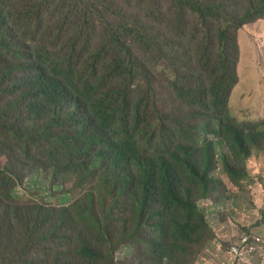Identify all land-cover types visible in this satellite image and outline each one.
I'll list each match as a JSON object with an SVG mask.
<instances>
[{
  "label": "trees",
  "instance_id": "1",
  "mask_svg": "<svg viewBox=\"0 0 264 264\" xmlns=\"http://www.w3.org/2000/svg\"><path fill=\"white\" fill-rule=\"evenodd\" d=\"M154 1L155 8L138 17L131 14L129 0H0L1 206L9 200L0 207V264H118L115 253L125 239L108 243L102 226L116 223L113 217L124 200L119 223L130 238L151 229L195 246L213 232L195 196L200 191L207 198L216 188L213 160L236 186L249 184L247 162L255 150L264 149V119L239 123L228 108L237 79V44L218 22L226 14L239 30L264 15V0ZM193 14L199 18L190 20ZM175 22L193 27V41L200 42L195 64L207 68L208 76L187 74L194 63H186L188 51L152 62L174 93L169 97L175 101L176 129H170V119L151 97L156 79L133 48L163 51L153 47L146 27H173ZM10 96H15L12 104ZM37 97L48 109H33ZM18 100L27 104L31 117L24 123L13 115ZM186 108L191 114L185 115ZM203 111L214 114L210 123ZM182 125L179 146L164 149L161 140ZM218 141L225 145L220 155ZM202 150L206 158L197 161L194 155ZM25 167L29 192L23 177L13 175ZM50 180L46 187L43 183ZM69 180L82 194L70 207L49 206L35 195L36 190L71 188ZM100 199L112 207L101 223L86 212ZM18 201L24 204L19 209ZM258 243L249 241L250 254ZM151 245L155 251L164 248L158 240ZM229 254L232 264H239Z\"/></svg>",
  "mask_w": 264,
  "mask_h": 264
},
{
  "label": "rangeland",
  "instance_id": "2",
  "mask_svg": "<svg viewBox=\"0 0 264 264\" xmlns=\"http://www.w3.org/2000/svg\"><path fill=\"white\" fill-rule=\"evenodd\" d=\"M134 5V10L131 14L138 17H144L146 11L155 8L154 0H147L140 4L137 0H129ZM165 5L166 1L161 0ZM199 18L192 15L190 20L194 21ZM10 19V18H9ZM11 20V19H10ZM224 22V29L230 34L236 36L237 48L233 50V58L236 59V74L237 81L232 89L231 97L229 98L228 108L233 116H236L239 123H257L264 119V15H259L250 19L239 30H235L233 24L235 20L226 17L222 14L219 17L218 25ZM193 27H183L178 22H175L173 27H146L149 37L152 39L151 43L154 48L164 47L163 51H156L154 49L149 54L140 45H135L133 48L134 54L138 62L150 68V72L156 79V84L153 87L154 91L151 97L156 102V107L163 109L165 114L170 119V129H176L172 123L171 113L175 109L174 93L172 91L170 82L161 77L153 67L152 62L157 64L156 59L166 60L171 55L183 54L188 51L189 56L185 59L186 63H193L191 69L187 71L188 75H195L196 78L207 77V68L202 64H195L198 61L200 49V42H194L191 35ZM218 36L219 34L216 33ZM97 39L95 40V44ZM219 48H217L218 51ZM179 56V55H177ZM139 67V65L137 66ZM3 89V88H1ZM173 95L172 97H169ZM15 96H10L9 104L14 102ZM162 99V100H161ZM29 99L25 98V102ZM36 112L48 109L44 107V101L37 97L33 101ZM29 105V104H28ZM27 104H23L18 100L17 105L13 111L14 117L21 123L30 119L26 114ZM196 109V108H194ZM162 110V112H163ZM185 115L191 114V110L186 108ZM197 110V109H196ZM50 114V112L46 113ZM203 118L209 123L211 117L214 115L211 111H203ZM4 123L0 122V126ZM191 125H195L192 122ZM184 129L183 125L174 134L167 135L161 140L163 148L176 150L179 146L177 142L181 139V133ZM193 131H189L188 139L192 138ZM203 143V137L199 140ZM261 146L264 147V140H261ZM217 150L220 153L225 149L223 143H216ZM207 150L194 155L197 161L206 158ZM15 156L22 161L20 153L16 152ZM47 160H39L45 162ZM60 166V176H63L65 166ZM212 176L215 178L216 188H213L207 198H201V192H197L196 202L205 209L207 220L211 227L212 235L205 237L203 242L194 245L183 246L180 245L178 239L171 234H161L151 229H144L136 238H130L129 231H122L120 229L119 220L124 218L115 215L113 220L116 221L112 225H103L102 229L106 232L108 243L115 242L118 238L125 239V246H121L115 253V258L118 264H232L230 252L233 248L243 249L242 241L244 239L252 242L253 239L257 240L258 244L255 245V252L250 254L249 264H264V149L261 152L256 150L253 156L247 162V171L250 174L249 184L245 187L236 186L229 177L222 171V164L215 158L212 162ZM56 169V167H55ZM29 168L25 167L17 169L14 174H19L23 177V185L26 188L29 177L27 172ZM36 187L40 185V180L37 177L35 180ZM50 181L43 184L48 187ZM71 188L63 186L61 189L53 191H35V195L39 198H45L49 202V206L57 208L70 207L72 203L81 200V193L79 189L73 187V183L69 180ZM98 190H102L103 184H98L94 180ZM88 184L85 185V187ZM105 186V185H104ZM92 187V185H91ZM29 192V190L26 188ZM90 192V191H88ZM87 193V192H86ZM2 191L0 190V195ZM101 198V196H99ZM109 198V197H108ZM222 199L219 201V199ZM112 199L109 198V203ZM220 202V204H217ZM40 204V200H38ZM9 205V200L0 202V207ZM102 205L105 211L99 207ZM24 206L23 203L17 202L16 208L19 209ZM112 207L105 200L100 199L97 201L95 208H90L88 211L89 216L96 222L101 223L105 216L104 214L110 213ZM120 229V233H119ZM84 237L89 236L92 239L93 233H86ZM158 240L163 243L164 248L155 251L151 242ZM107 245L105 242L102 248ZM250 246V245H249ZM247 254L246 250L243 249ZM244 256V255H243ZM243 264V262L241 263Z\"/></svg>",
  "mask_w": 264,
  "mask_h": 264
},
{
  "label": "built area",
  "instance_id": "3",
  "mask_svg": "<svg viewBox=\"0 0 264 264\" xmlns=\"http://www.w3.org/2000/svg\"><path fill=\"white\" fill-rule=\"evenodd\" d=\"M242 248L247 249L246 250L247 254L245 253V251L243 249H238L236 247L233 248V252H234L235 256L238 258L239 264H241L242 262H243V264H249L248 257H249V253L252 251V247L249 246L247 239H244L242 241Z\"/></svg>",
  "mask_w": 264,
  "mask_h": 264
},
{
  "label": "clouds",
  "instance_id": "4",
  "mask_svg": "<svg viewBox=\"0 0 264 264\" xmlns=\"http://www.w3.org/2000/svg\"><path fill=\"white\" fill-rule=\"evenodd\" d=\"M236 81H237V79H236ZM125 202H126V200L120 202V205H119V207H118L117 210H116V214L119 215V216H121V217H124L123 213H124L125 210H126ZM206 217H207V216H206ZM233 253H234V252H233ZM248 261H249V258H248Z\"/></svg>",
  "mask_w": 264,
  "mask_h": 264
}]
</instances>
